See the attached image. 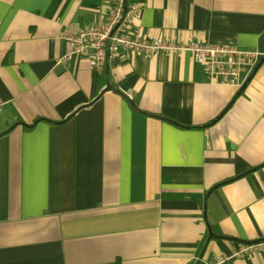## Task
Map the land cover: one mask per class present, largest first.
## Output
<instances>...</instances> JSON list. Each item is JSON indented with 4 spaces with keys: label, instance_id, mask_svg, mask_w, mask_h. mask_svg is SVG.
<instances>
[{
    "label": "crops",
    "instance_id": "crops-1",
    "mask_svg": "<svg viewBox=\"0 0 264 264\" xmlns=\"http://www.w3.org/2000/svg\"><path fill=\"white\" fill-rule=\"evenodd\" d=\"M134 1L141 36L261 62L240 87L186 51L59 64L110 1L0 0V264H264L232 257L264 238V0Z\"/></svg>",
    "mask_w": 264,
    "mask_h": 264
},
{
    "label": "built area",
    "instance_id": "built-area-1",
    "mask_svg": "<svg viewBox=\"0 0 264 264\" xmlns=\"http://www.w3.org/2000/svg\"><path fill=\"white\" fill-rule=\"evenodd\" d=\"M109 1V13L102 21L83 24L74 31L63 33L68 50L59 59V64L74 58L85 61L96 70H102L116 61L121 49L147 55L186 51L204 67L206 77L211 82L240 87L242 71L250 72L260 60L258 51L195 40L182 44L170 39L141 36L133 29L140 3L134 0ZM253 248L263 250L264 241L242 244L233 252L232 257H242ZM229 258L219 256L210 264H226Z\"/></svg>",
    "mask_w": 264,
    "mask_h": 264
},
{
    "label": "water",
    "instance_id": "water-1",
    "mask_svg": "<svg viewBox=\"0 0 264 264\" xmlns=\"http://www.w3.org/2000/svg\"><path fill=\"white\" fill-rule=\"evenodd\" d=\"M261 62V61H260ZM260 62L258 63V65L260 64ZM258 65L255 67V69L258 67ZM244 87V85L241 87V89ZM260 241H264V238L263 239H260L256 242H245V244H252V243H257V242H260Z\"/></svg>",
    "mask_w": 264,
    "mask_h": 264
},
{
    "label": "trees",
    "instance_id": "trees-1",
    "mask_svg": "<svg viewBox=\"0 0 264 264\" xmlns=\"http://www.w3.org/2000/svg\"><path fill=\"white\" fill-rule=\"evenodd\" d=\"M213 122V121H212Z\"/></svg>",
    "mask_w": 264,
    "mask_h": 264
}]
</instances>
